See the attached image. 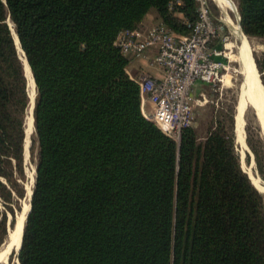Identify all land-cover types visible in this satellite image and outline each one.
Returning a JSON list of instances; mask_svg holds the SVG:
<instances>
[{"label": "trees", "instance_id": "obj_1", "mask_svg": "<svg viewBox=\"0 0 264 264\" xmlns=\"http://www.w3.org/2000/svg\"><path fill=\"white\" fill-rule=\"evenodd\" d=\"M196 7L194 0H0V246L25 197L30 98L12 29L36 91L35 180L19 264H264V192L240 165L236 98L217 109L203 139L188 127L175 142L142 115L125 69L145 71L114 45L120 31L145 32L152 12L189 35ZM236 8L242 32L264 39V0H237ZM255 62L264 85V55ZM249 134L264 181V144Z\"/></svg>", "mask_w": 264, "mask_h": 264}, {"label": "built area", "instance_id": "obj_2", "mask_svg": "<svg viewBox=\"0 0 264 264\" xmlns=\"http://www.w3.org/2000/svg\"><path fill=\"white\" fill-rule=\"evenodd\" d=\"M194 1L197 16L187 24L189 35H177L158 20L146 32L120 31L114 41L124 56L161 71L156 78L145 72L135 76L125 69L138 87L144 118L175 142L183 129L191 127L194 107L210 102L203 94L193 96L196 84H208L220 94L229 68L218 41L221 27L214 20L209 0Z\"/></svg>", "mask_w": 264, "mask_h": 264}, {"label": "rangeland", "instance_id": "obj_3", "mask_svg": "<svg viewBox=\"0 0 264 264\" xmlns=\"http://www.w3.org/2000/svg\"><path fill=\"white\" fill-rule=\"evenodd\" d=\"M209 1H211L214 4V6L218 8V11H219V16L218 17L213 16V17H214L215 22L221 27L220 36L218 38V41H220L221 46H222V51L225 53L226 58L229 61V64H228L229 68L227 72H225L227 76L222 86V92L220 94L215 93L214 88L211 89L214 93L207 91L206 93H208V98H209L208 100L210 102L204 103L202 105L201 104L196 105L194 107V119L192 121L191 127L195 129L198 138L203 139L205 137L206 130L209 126L210 121L212 120L214 116L218 115V112L221 109L222 105L225 102L229 101L232 96L236 98L235 106L237 107V112L240 114L237 115V144L235 143V146H236V151L238 152V155H239L240 165H241V168L245 172H247L248 177L251 180L252 184L257 189L264 192V181L261 179V177L258 174L255 157L251 149L247 145V143H245L247 134L250 133L249 135L253 139H255L256 137H260L264 144V131L261 126V121L255 110L256 109L255 106L251 104L247 99H244L242 97V82H243L242 76L237 72L238 67H237L236 62H234L231 59L232 55L236 53V49H237L235 28L239 29V27H237L236 10L234 11L232 8L231 9L222 8L217 3L216 0H209ZM230 1L232 2V4L234 5L236 9L237 0H230ZM212 15H213V12H212ZM157 19L158 18L156 17L154 12L150 13L147 17V21L145 22V26L143 27V29L146 31L148 30V28H151L155 24ZM244 36L248 40L250 52H251L254 62L257 59H262V56L264 55V39L247 37L245 34ZM224 37H226V41H223ZM19 53L21 56V60L24 62V58L22 57L21 52ZM256 70L258 73V77L260 78L259 80L262 83L263 73H261L257 69V67H256ZM24 72L27 78V86H28L29 79L25 71V65H24ZM29 98H30V104H29V107H30L31 105L30 94H29ZM246 109H247L245 113V121H246L245 124L246 125H245V133H243V129H242L243 118H242L241 113H243V111H245ZM28 118H30V111L27 116V119ZM27 122H26V129H25L26 137H25V144H24L25 146L24 148L25 149L24 150L25 180L23 184L25 188V197L19 201L21 205V209L19 211L17 209L14 210L15 222H16L18 215L21 214L23 212V209L27 206V204H29L28 192L29 190L30 192L32 191V187L34 185V180H35V159L32 158L30 154V137H31L33 128L31 124H27ZM0 211H4V207L1 202H0ZM7 218H8V221L11 220V215L9 212H7ZM10 230L11 228L8 229V234ZM8 234H7V238H8ZM7 238L5 242L0 246V250L6 244ZM0 264H19L18 258H17V251L15 249H11L8 252L6 259Z\"/></svg>", "mask_w": 264, "mask_h": 264}, {"label": "bare ground", "instance_id": "obj_4", "mask_svg": "<svg viewBox=\"0 0 264 264\" xmlns=\"http://www.w3.org/2000/svg\"><path fill=\"white\" fill-rule=\"evenodd\" d=\"M216 1L222 8H230V9L232 8L234 11L236 10L230 0H216ZM236 15H237V11H236ZM10 26L12 28L11 24ZM235 29H236L235 34L237 40V49H236V53L232 55L231 59L234 62H236L238 67L237 72L242 76V80H243L242 97L244 99H247L251 104L255 106L256 108L255 110L261 121V126L264 131V90L261 81L259 80L258 77L255 63L250 52L248 40L238 28ZM14 38H16L15 34H14ZM25 71L29 79L28 91L30 97L32 98L34 96V83L27 63L25 64ZM30 118L27 119L28 121L27 124H31L32 126V118L31 120ZM29 195H30V190L28 192V196ZM28 210H29V204H27V206L23 209V212L18 215L14 227L10 230L6 244L0 250V263H2L6 259L7 254L11 249H15L17 251V249L19 248L22 237L23 224Z\"/></svg>", "mask_w": 264, "mask_h": 264}, {"label": "water", "instance_id": "obj_5", "mask_svg": "<svg viewBox=\"0 0 264 264\" xmlns=\"http://www.w3.org/2000/svg\"><path fill=\"white\" fill-rule=\"evenodd\" d=\"M236 11H237V8H236ZM237 26L239 27V29L241 30V26H240V16H239V13H238V11H237ZM11 28V27H10ZM241 32H242V30H241ZM15 34V33H14ZM242 34L244 35V33L242 32ZM15 37L16 38H14V40H15V43H16V46H17V50H18V52H21V55H22V57L24 58V62H23V65H25L26 63H27V61H26V58H25V55H24V53L22 52V50L20 49V45H19V41H18V38H17V36H16V34H15ZM20 50V51H19ZM21 57V56H20ZM255 63V62H254ZM255 66H256V64H255ZM30 69V68H29ZM30 73H31V71H30ZM31 77H32V80H33V76H32V73H31ZM260 79V78H259ZM33 83H34V80H33ZM262 84V83H261ZM262 87H263V90H264V86H263V84H262ZM35 94H36V91H35V84H34V96L31 98V105H30V107H29V110H28V113H29V111H30V115H31V118H32V128H33V106H34V98H35ZM248 109V108H247ZM247 109L245 110V111H243V113H241V115H242V118H243V126H242V129H243V133H245V123H246V121H245V113H246V111H247ZM238 114H240V113H238L237 112V107L235 106V109H234V117H233V121H234V135H235V143L237 144V115ZM240 115V116H241ZM246 138V137H245ZM246 143V142H245ZM243 170V169H242ZM244 172V171H243ZM245 173V172H244ZM246 174V173H245ZM31 196H32V191L30 192V195H29V199H28V201H29V210H28V212H27V214H26V217H25V220H24V224H23V228H24V225H25V221H26V218H27V215H28V213H29V211H30V200H31ZM22 234H23V232H22ZM21 242H22V237H21ZM21 242H20V245H19V248L17 249V257H18V254H19V250H20V247H21Z\"/></svg>", "mask_w": 264, "mask_h": 264}, {"label": "crops", "instance_id": "obj_6", "mask_svg": "<svg viewBox=\"0 0 264 264\" xmlns=\"http://www.w3.org/2000/svg\"><path fill=\"white\" fill-rule=\"evenodd\" d=\"M147 21V19H146ZM145 21V22H146ZM158 21V19L156 20ZM150 29V28H148ZM147 31V30H146ZM145 31V32H146ZM131 60V68H133V64H135L134 66L136 67H141L143 71H145L146 73L150 74L151 76L153 77H156V78H160L161 76V71L158 69V68H155V67H148L144 64H142L140 61L136 60V59H133V58H130ZM128 71L133 75V73L131 72V70L128 69ZM211 89V86L208 85V84H205V83H201V82H198L196 84V86L194 87V90H193V96L194 97H197V98H200V96L203 94L205 95L206 97H208V93H206L207 91L209 92H212L214 93ZM216 93V92H215ZM149 106V105H148Z\"/></svg>", "mask_w": 264, "mask_h": 264}]
</instances>
